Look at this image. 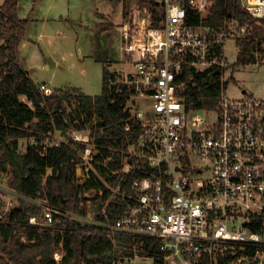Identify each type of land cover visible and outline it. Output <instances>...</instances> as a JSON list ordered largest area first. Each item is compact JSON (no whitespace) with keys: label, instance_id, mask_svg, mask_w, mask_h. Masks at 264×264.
Returning <instances> with one entry per match:
<instances>
[{"label":"built area","instance_id":"2783aa9c","mask_svg":"<svg viewBox=\"0 0 264 264\" xmlns=\"http://www.w3.org/2000/svg\"><path fill=\"white\" fill-rule=\"evenodd\" d=\"M241 1L252 16H264V0ZM211 4L134 0L123 16L121 50L134 70L125 76L135 88L129 108L141 128L134 154L156 172L123 192L126 212L113 223L97 221L90 204L81 216L12 190L4 176L3 213L23 200L40 209L29 217L33 225L56 228L72 219L116 236L158 241L159 255L133 244V252L120 248L122 256L112 264H264V98L230 97L224 89L217 108L188 109L178 93L186 67L225 73L226 41L246 29L188 21L194 11L205 16ZM40 89L53 92L45 82ZM44 139V149L89 140L80 132ZM84 150L83 157L92 156L89 147ZM55 258L60 262L62 253Z\"/></svg>","mask_w":264,"mask_h":264},{"label":"trees","instance_id":"16d2710c","mask_svg":"<svg viewBox=\"0 0 264 264\" xmlns=\"http://www.w3.org/2000/svg\"><path fill=\"white\" fill-rule=\"evenodd\" d=\"M117 1L126 6L134 0ZM139 1L154 4V0ZM19 2L4 0L0 6V181L7 173V185L22 195L46 198L52 205L81 216L87 214L90 204L95 220L113 223L127 210L123 192L133 180L156 173L134 154L141 130L133 123L128 106L134 85L103 66L100 94H87L80 88L42 91L41 83L35 82L20 62L19 48L30 19L21 17ZM231 20H236L238 29L246 27L237 38L234 66L258 63L264 53V16H252L241 0H212L205 16L195 11L188 16L190 23L215 28L228 26ZM178 80L184 82L178 93L188 109L217 108L227 87L224 71L218 68L202 71L186 67ZM95 115L98 120L91 138L99 152L89 176L80 182L77 165L83 162L80 152L86 144L62 143L44 149L41 140L57 128L65 134L71 125L82 130ZM24 138L35 140L21 150L19 142ZM127 163L131 168L124 171ZM91 189L102 192L88 196ZM4 206L0 198V264H112L122 256L120 248L133 252V244L159 255L158 241L151 238L116 236L72 219L56 228L42 227L29 222L32 214H40L34 204L18 201L6 214ZM57 251L62 253L60 262L55 258Z\"/></svg>","mask_w":264,"mask_h":264},{"label":"rangeland","instance_id":"374dc122","mask_svg":"<svg viewBox=\"0 0 264 264\" xmlns=\"http://www.w3.org/2000/svg\"><path fill=\"white\" fill-rule=\"evenodd\" d=\"M19 4L21 17L30 19L19 48L20 62L32 79L47 83L50 91L80 88L87 94L96 95L102 91L103 66L122 76L134 71L129 57L121 50L120 24L129 4L125 6L117 0H20ZM228 24L236 29V20ZM237 38L227 40L225 45L228 60L224 73L226 93L230 97L253 95L264 98V53L260 54L256 64L234 66L239 51ZM73 104L68 105L69 110ZM97 120L95 115L82 130L71 125L66 133L80 132L89 138L84 143L91 149L92 156L83 157L86 151L80 152L83 159L77 165L80 182L89 176L93 157L99 152L91 138ZM60 133L57 128L48 136ZM30 143L31 139H21L20 149L26 150ZM5 175L7 179L9 174ZM97 192L100 190L91 189L87 194L93 196Z\"/></svg>","mask_w":264,"mask_h":264},{"label":"crops","instance_id":"0c3cea01","mask_svg":"<svg viewBox=\"0 0 264 264\" xmlns=\"http://www.w3.org/2000/svg\"><path fill=\"white\" fill-rule=\"evenodd\" d=\"M4 2V0L2 1V3ZM2 3L0 4V6L2 5ZM29 24H30V22H29ZM29 26V25H28ZM28 29V28H27ZM29 39H30V37H29ZM34 80V79H33ZM35 81V80H34ZM36 82V81H35Z\"/></svg>","mask_w":264,"mask_h":264}]
</instances>
